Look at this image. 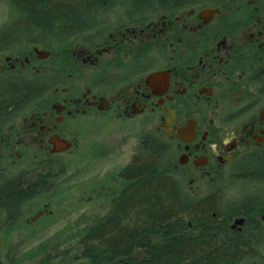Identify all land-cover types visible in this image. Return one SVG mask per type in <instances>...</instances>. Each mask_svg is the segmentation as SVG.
<instances>
[{"label": "flooded vegetation", "instance_id": "flooded-vegetation-1", "mask_svg": "<svg viewBox=\"0 0 264 264\" xmlns=\"http://www.w3.org/2000/svg\"><path fill=\"white\" fill-rule=\"evenodd\" d=\"M1 4L22 10L18 0ZM105 14L109 20L72 40L67 57L39 43L12 44L2 33L16 14L0 24V91L43 85L0 111V264H34L11 254L26 244L13 238L42 232L43 217L54 214L58 186L72 178L64 154L79 149L85 177L75 185L90 201L113 191L109 209L88 214V234L130 188L129 166L148 159L150 143L193 207L214 203L211 219L201 210L184 217L183 238L237 250L233 264H264V0ZM77 243L78 254L65 250L40 264H92Z\"/></svg>", "mask_w": 264, "mask_h": 264}, {"label": "trees", "instance_id": "trees-1", "mask_svg": "<svg viewBox=\"0 0 264 264\" xmlns=\"http://www.w3.org/2000/svg\"><path fill=\"white\" fill-rule=\"evenodd\" d=\"M18 1L22 10L14 11L16 21L2 35L6 34L12 44L28 47L39 43L51 46L53 53L67 57L73 39L85 37L91 29L101 26L102 21L109 20L111 16L106 12L187 0ZM195 1L221 4L241 0ZM52 33L60 37L53 38ZM42 87L39 82L6 87L0 91V111L10 102L20 104L37 96ZM148 151L147 160L140 159L129 166L127 174L134 182L121 194L105 222L80 238L92 264H233L237 250L183 238L184 217L201 210L211 219L214 203L193 207L195 205L186 194H180L175 174L162 171L163 151L159 146L150 143ZM8 191L17 197L21 193L10 188ZM139 250L143 251L141 255Z\"/></svg>", "mask_w": 264, "mask_h": 264}, {"label": "rangeland", "instance_id": "rangeland-1", "mask_svg": "<svg viewBox=\"0 0 264 264\" xmlns=\"http://www.w3.org/2000/svg\"><path fill=\"white\" fill-rule=\"evenodd\" d=\"M14 14V11L10 12L5 5L1 4L0 24L10 18L12 19ZM19 48L22 49L23 47L20 46ZM96 144L101 146L103 143ZM101 150L102 148L97 149L91 152L89 156H94ZM130 153L128 149L124 157H128ZM64 155L71 161L70 174L72 178L58 186V190L61 191L56 194L52 206L55 212L53 215L45 216L42 219V222L45 223L44 230L40 233L14 237L15 239L12 237L15 242L18 239L23 240V238L26 242L21 250L11 253L21 261L33 259L34 264H40L45 257L55 256L56 253L65 250H68V253L77 252L78 254L80 246L77 242L85 232L86 225L89 222L88 214L93 211L97 214L100 210L109 209L113 191H110V194L108 193L109 190L104 191L102 195L95 196L93 201H90L87 195L85 196L83 187L75 185H80L81 179L85 177L84 167L80 164L81 155H79V149L75 147L73 151ZM106 155H109V153H106ZM93 162V160L90 161V164L95 169L98 167V162L96 161L94 164ZM108 166L110 168L111 165ZM85 261L84 259H79L70 264H83Z\"/></svg>", "mask_w": 264, "mask_h": 264}, {"label": "water", "instance_id": "water-1", "mask_svg": "<svg viewBox=\"0 0 264 264\" xmlns=\"http://www.w3.org/2000/svg\"><path fill=\"white\" fill-rule=\"evenodd\" d=\"M42 52H44V55H47L48 54V50H41ZM71 146H62V147H58L57 150L58 151H62V150H66V149H69Z\"/></svg>", "mask_w": 264, "mask_h": 264}]
</instances>
